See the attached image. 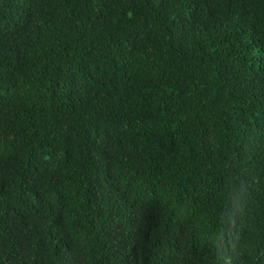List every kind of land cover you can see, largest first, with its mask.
I'll use <instances>...</instances> for the list:
<instances>
[{"label":"trees","instance_id":"obj_1","mask_svg":"<svg viewBox=\"0 0 264 264\" xmlns=\"http://www.w3.org/2000/svg\"><path fill=\"white\" fill-rule=\"evenodd\" d=\"M233 241L264 264V0H0V264Z\"/></svg>","mask_w":264,"mask_h":264},{"label":"clouds","instance_id":"obj_2","mask_svg":"<svg viewBox=\"0 0 264 264\" xmlns=\"http://www.w3.org/2000/svg\"><path fill=\"white\" fill-rule=\"evenodd\" d=\"M241 191H243V189H241ZM236 249H237V243H236V241H233L232 245H231L230 253L226 258L227 264H233V261L236 258Z\"/></svg>","mask_w":264,"mask_h":264}]
</instances>
